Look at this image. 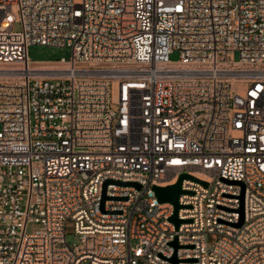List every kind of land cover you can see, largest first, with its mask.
Listing matches in <instances>:
<instances>
[{
    "label": "built area",
    "instance_id": "1",
    "mask_svg": "<svg viewBox=\"0 0 264 264\" xmlns=\"http://www.w3.org/2000/svg\"><path fill=\"white\" fill-rule=\"evenodd\" d=\"M175 254L264 264V0H0V264Z\"/></svg>",
    "mask_w": 264,
    "mask_h": 264
},
{
    "label": "water",
    "instance_id": "2",
    "mask_svg": "<svg viewBox=\"0 0 264 264\" xmlns=\"http://www.w3.org/2000/svg\"><path fill=\"white\" fill-rule=\"evenodd\" d=\"M184 179H191L194 181L201 182L204 185H207L206 182L198 179L197 177L188 174V173H182L177 181L173 184H169L166 186H153V189L155 191V195L158 198V201L161 203L169 202L174 206V212L172 216L169 218L171 222L174 223L176 229L180 227V225L184 222H188L190 220H184L179 217V210L184 206L180 203V196L186 192L192 193L191 191H186L182 187V183ZM109 181L105 183L104 191H103V199H102V208L104 207V202L108 198L106 196V185ZM120 184L123 185H136L138 188H140L139 184L132 183V182H120ZM243 210V209H242ZM243 222V217L241 218V221L238 223V225H241ZM172 245L177 249L179 247V243L177 239L172 242ZM176 264L178 263V258L176 254L171 259Z\"/></svg>",
    "mask_w": 264,
    "mask_h": 264
},
{
    "label": "rangeland",
    "instance_id": "3",
    "mask_svg": "<svg viewBox=\"0 0 264 264\" xmlns=\"http://www.w3.org/2000/svg\"><path fill=\"white\" fill-rule=\"evenodd\" d=\"M69 55L70 52L67 48H56L40 45H33L29 48V56L32 60L58 59L63 56L69 57ZM170 58L172 60L179 59V52H173L170 55ZM66 240L70 245H73L78 242V235L74 231V223L72 221L67 224Z\"/></svg>",
    "mask_w": 264,
    "mask_h": 264
}]
</instances>
